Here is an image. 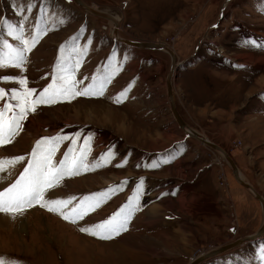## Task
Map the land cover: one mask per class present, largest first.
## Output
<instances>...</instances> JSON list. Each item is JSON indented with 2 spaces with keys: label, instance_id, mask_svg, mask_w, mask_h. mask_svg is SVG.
<instances>
[{
  "label": "rangeland",
  "instance_id": "obj_1",
  "mask_svg": "<svg viewBox=\"0 0 264 264\" xmlns=\"http://www.w3.org/2000/svg\"><path fill=\"white\" fill-rule=\"evenodd\" d=\"M83 1L120 19L121 38L164 43L175 52L181 63L173 80L178 113L192 130L221 146L242 177L264 197V0ZM41 15L48 17L49 31L26 54L22 70L0 67V88L19 87L3 77H24L38 94L52 82L60 46L72 37L87 49L75 74L82 82L78 87L102 73L109 60L119 63V71L101 96H76L29 113L14 140L0 146V159L26 158L0 173V191L19 177L36 141L57 133L69 137L80 133L81 146L91 135L89 161L110 148L115 157L105 166L66 176L45 193V199L76 197L75 204L84 195L127 183L76 224L39 203L19 214L0 213V260L4 264H190L255 234L263 220L260 203L238 184L220 154L190 137L182 141L186 134L170 113L167 99L169 54L117 43L107 19L84 11L72 0H0V59L9 56L3 42L19 46L6 35L3 21L30 28ZM223 130L231 134L224 135ZM70 142L60 144L54 162L63 158ZM201 156L208 159L204 164L217 162L204 174L214 173L222 197L216 220L187 219L183 205L192 196L189 192L182 195V204L176 196L163 194L162 183L172 174L171 179L184 181L176 172L189 171L191 162ZM154 163L157 167L152 168ZM141 178L140 206L125 231L99 239L79 230L118 210ZM206 183L211 186L207 178ZM182 190L178 187L176 192ZM261 247L264 235L203 264H260Z\"/></svg>",
  "mask_w": 264,
  "mask_h": 264
},
{
  "label": "snow or ice",
  "instance_id": "obj_2",
  "mask_svg": "<svg viewBox=\"0 0 264 264\" xmlns=\"http://www.w3.org/2000/svg\"><path fill=\"white\" fill-rule=\"evenodd\" d=\"M29 12L32 5H28ZM23 13L24 9L19 10ZM44 9L41 8V13ZM25 20L27 17L24 18ZM3 27L6 35L18 42V47H13L3 42V48L8 49L7 60L0 59V67L12 66L23 69L27 61V53L39 42L41 37L49 31V20L46 15H41L36 22L26 28L24 23L19 26L8 23L5 19ZM77 37H72L69 42L60 46V55L53 70L52 82L49 83L38 94L36 89L27 86L24 77H3L5 81H14L18 88L6 91L0 88V146L10 144L23 128V122L27 120L29 113L37 111L38 106L51 105L61 100H70L76 96H101L108 85L119 71V63L113 64L110 60L103 67L102 73L98 72L91 77V82L83 87H78L81 81L76 80V71L86 55L87 49L76 43ZM35 94V95H34ZM122 92L120 95H123ZM80 133L69 137L66 134L57 133L51 137H43L36 141L26 160V166L19 177L10 185L0 191V213L19 214L28 207L39 203L41 207L49 212L58 213L69 222L76 224L90 212L103 204L112 193L121 190L126 181L120 185L111 186L105 191L84 195L73 204L76 197L67 199H45V193L57 185L69 175H78L81 171L94 170L105 166L114 157L115 152L110 148L94 160L89 161L88 155L91 151V135L84 138L83 146L78 145ZM70 140L63 158L54 162L60 144ZM24 156H14L10 159H0V173L17 163L25 161ZM122 166V165H117ZM152 168L157 164H152ZM143 192V178L137 182L133 194L128 197L125 204L113 212L101 222L80 227V231L99 239H111L127 229V224L133 213L139 208V198ZM260 264H264V247L259 252ZM0 264H4L0 260Z\"/></svg>",
  "mask_w": 264,
  "mask_h": 264
},
{
  "label": "water",
  "instance_id": "obj_3",
  "mask_svg": "<svg viewBox=\"0 0 264 264\" xmlns=\"http://www.w3.org/2000/svg\"><path fill=\"white\" fill-rule=\"evenodd\" d=\"M72 1L75 2L78 6H81V8L84 11L89 12L92 15L107 19L108 21L112 19L110 16H108L104 13H100L97 10L93 9L91 6H89L83 0H72ZM114 23H115L114 29H113L111 36H112V39L114 41H116L117 43L124 44V45H127L129 47H134V48L163 51V52H166L169 54L170 59H171V66H170V71L168 73V76L166 78L167 99H168V103H169V107H170V113L172 114L175 122L177 123L179 128L186 134L187 137L195 139L196 141L202 143L203 145L210 148L214 152L220 154L221 159L225 163H227L228 166L230 167L231 172H232L234 178L236 179V181L238 182V184H240L249 193H251L253 195V197L260 203L261 208H262L263 220H262L260 228L258 229V231L255 234L241 238L240 240H238L234 243L218 247L217 249L208 252L207 254L202 256L201 258L192 260L190 264H203V263L211 260L212 258H215V257H217V256H219L225 252L227 253V251L229 252L230 250H233V249L243 245L244 243L259 240L264 234V197L260 193H258L254 189V187L242 177V174H241L240 170L238 169L237 165L235 164V162L233 161V159L230 157V155L228 153H226V151H224V149L221 146L213 143L212 141L207 139L202 134L192 130L186 124V122L183 120V118L181 117V115L177 111V108L175 105V100H174V93H173V80L176 77L177 71H178L179 67L181 66V63L178 62L177 57L175 55V52L173 50H171L170 48H168L164 43L140 42V41H133V40L121 38L118 35V26L120 25V22L115 21Z\"/></svg>",
  "mask_w": 264,
  "mask_h": 264
},
{
  "label": "crops",
  "instance_id": "obj_4",
  "mask_svg": "<svg viewBox=\"0 0 264 264\" xmlns=\"http://www.w3.org/2000/svg\"><path fill=\"white\" fill-rule=\"evenodd\" d=\"M214 74V73H213ZM220 76V75H219ZM216 77V74H215ZM231 81V80H228ZM235 89H237V87L235 86ZM223 134L225 135H230L227 134L224 130H223ZM186 141L188 140L187 136L184 137V139L182 141ZM159 141V140H158ZM184 141V142H185ZM196 141V140H195ZM176 142H180V140L176 141ZM172 145V143L164 149H168L170 148V146ZM177 151H174L173 153H176ZM158 153V152H157ZM161 153V152H159ZM172 153V154H173ZM157 154L151 155L152 156H156ZM177 157H175L174 160L172 161H176ZM207 158H203L201 156V158H196L195 162H191V168L189 171H178L176 172L177 175H180L179 177L181 179H183L184 181L180 180L181 182L178 183L177 180L171 179L173 177V174L170 175V177L167 178L166 182H164V184L162 183V187L164 188V195L169 194L170 196H176V198H178V200L182 202V195L184 193H190L192 194L191 198H186L183 208L186 209L187 213H188V217L187 219H200L203 220L205 217L208 218H214L216 220V218H218V215L220 213H216L219 210V206H221V195H220V191L216 185L215 179L213 178L214 173H207L205 176L204 174L206 172H210L213 168H215L216 163L217 162H213V161H208L204 164L205 161H207ZM180 162H178L179 164ZM173 165V163H172ZM174 172V173H175ZM192 176V177H190ZM190 177V179H189ZM201 177V178H200ZM186 178H188L189 180L187 181ZM206 178L208 180V182H210V187L208 186V184L206 183ZM180 187H183V190L180 192H176V189ZM188 197V196H187ZM182 208V210H183ZM178 210H181L180 208H178ZM216 213V214H214ZM206 219V218H205ZM165 220L166 216H165ZM166 227L171 226V225H165ZM199 227L204 228L205 226L202 225V223L199 225ZM201 229V228H200ZM232 233H235V231L233 230Z\"/></svg>",
  "mask_w": 264,
  "mask_h": 264
},
{
  "label": "bare ground",
  "instance_id": "obj_5",
  "mask_svg": "<svg viewBox=\"0 0 264 264\" xmlns=\"http://www.w3.org/2000/svg\"><path fill=\"white\" fill-rule=\"evenodd\" d=\"M79 7L81 8V6H79ZM93 8H94V9H96V7H95V6H94ZM81 9H82V8H81ZM97 10H98V9H97ZM99 10H100V9H99ZM99 10H98V12L102 13V12H101V11H99ZM104 14H106V13H104ZM106 15L110 16L109 14H106ZM110 17L113 19V20H112V19H111V20H109V22H110V25H111V27H112V31H111V32H113V29H114V24H115L114 22H115V21H119L120 19H118L116 16H110ZM119 22H120V21H119ZM32 125H33V124H31V126H32ZM29 127H30V123L28 124V126H27V129H26V130H28V129H30V128H31V127H30V128H29ZM263 235H264V234H263ZM252 242H253V241H252ZM204 255H205V254H203L202 256H204ZM200 258H201V257H200ZM198 259H199V258H198ZM193 260H194V259H193Z\"/></svg>",
  "mask_w": 264,
  "mask_h": 264
}]
</instances>
